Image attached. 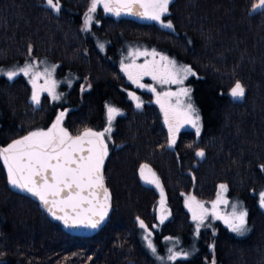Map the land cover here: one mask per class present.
Here are the masks:
<instances>
[{"label": "trees", "instance_id": "16d2710c", "mask_svg": "<svg viewBox=\"0 0 264 264\" xmlns=\"http://www.w3.org/2000/svg\"><path fill=\"white\" fill-rule=\"evenodd\" d=\"M59 2L61 11L55 13L44 0H0V68H16L33 55L53 61L58 76L77 77L63 103L36 107L26 77L9 81L0 75V146L48 126L59 109L66 111L71 134L103 128L106 106L122 110L104 163L112 210L98 233L76 236L39 201L11 187L0 162V264H158L137 221L149 227L158 223L159 196L141 181L143 163L158 174L172 208L166 223H158L153 238L158 250L171 242L166 237L186 247L195 242L183 193L209 200L226 182L228 197L248 211L250 231L243 237L218 224L215 235L201 231L196 252L168 264H264L258 198L264 188V9L253 11L259 0H172L164 19L173 29L99 11L93 24L98 38L83 31L91 0ZM126 41L155 47L193 68L196 75L187 84L200 113L199 137L185 129L169 148L168 130L151 95L142 91L143 107H135L128 93L140 90L114 59ZM236 81L245 88L240 100L229 95ZM84 83L88 87L81 93ZM199 150L203 158L195 155Z\"/></svg>", "mask_w": 264, "mask_h": 264}, {"label": "snow or ice", "instance_id": "6c2138e0", "mask_svg": "<svg viewBox=\"0 0 264 264\" xmlns=\"http://www.w3.org/2000/svg\"><path fill=\"white\" fill-rule=\"evenodd\" d=\"M49 9L55 13L61 11L59 0H44ZM172 0H91L90 7L84 16L83 31H88L92 25L93 14L97 7H103L105 13L114 16L129 15L143 20L154 21L160 27L173 29L170 20H165L169 14V5ZM264 9V0L254 5L253 11ZM99 48L103 50L104 45ZM31 53V48H29ZM145 57L142 64H137L136 59ZM129 63L121 61V71L128 80L138 88H146L156 96L155 102L160 106L164 115V123L168 128V147L176 145L177 135L185 125L195 129L199 137L201 132L200 114L192 102L191 89L184 87V81L196 73L190 66L179 65L174 59L158 53L155 49H135L129 52ZM151 57V59H147ZM159 57V59H157ZM125 59H128L126 57ZM57 66L44 67L39 70L36 61L26 62L23 67L5 70L0 68V75L6 76L9 81L23 75L28 78L32 86L31 103L39 107L41 94L47 93L52 101L62 99V93L57 92L60 82L54 78ZM144 76H149L162 88L165 85H178L176 91L167 90L157 92L152 85L141 83ZM43 79L44 83L38 81ZM69 86L71 83L69 82ZM81 91H84L82 88ZM129 98L135 101V107L140 109L143 102L133 92L128 93ZM229 95L233 100L243 99L245 88L236 81ZM107 127L103 131H93L85 128L81 133L72 135L63 126L66 111H61L55 121L47 130H34L27 135L13 140L7 146L0 147V162H2L7 174L9 185L21 192L29 193L36 197L47 212L56 220L62 221L65 227H84L97 229L105 221L111 207V194L105 186L104 162L108 156V144L106 138L111 139L112 123L117 116L122 115L120 109L114 106H106ZM203 158L205 153L199 150L195 153ZM146 171L148 175H146ZM264 171V165L261 166ZM141 179L154 185L160 191V223L163 224L170 213L165 207L163 187L159 177L151 170L148 164H142L139 169ZM228 186L219 185L217 197L211 202V209L197 201L195 196H189L185 200V206L192 213L193 221H196V232L199 234L202 226L208 227L205 221L220 220L227 229L237 236L246 235L248 227V211L239 204H232L231 211L222 213L220 205H228L225 197ZM259 206L264 209V192L260 193ZM139 227L144 230L146 246L156 255L157 249L152 242V233L143 220L137 217ZM153 227H156L153 225ZM165 240L173 241L172 237ZM174 245L178 241L173 242ZM167 261L175 262L178 259H186L188 252L168 248ZM162 262L164 257H157ZM215 264V260H213Z\"/></svg>", "mask_w": 264, "mask_h": 264}, {"label": "rangeland", "instance_id": "374dc122", "mask_svg": "<svg viewBox=\"0 0 264 264\" xmlns=\"http://www.w3.org/2000/svg\"><path fill=\"white\" fill-rule=\"evenodd\" d=\"M259 2H260V0H259ZM259 2H257V3H255V5H257ZM102 12V13H104V14H106V15H110V16H114V15H112L111 13H105L104 12V10H103V7H102V5L101 6H98L97 7V10H96V12ZM96 12L93 14V21H92V25H91V27H90V29L88 30V31H86L89 35H94V36H96L97 38H98V35L95 33V31H94V25L93 24H97V22H96ZM127 16V15H126ZM129 17H132V16H129ZM132 18H134V19H136L135 17H132ZM138 20H140V21H143V22H153V23H156V22H154V21H149V20H143V19H140V18H137ZM157 24V23H156ZM158 25V24H157ZM167 29V28H166ZM99 43V45L100 44H102L101 42H98ZM135 49H140V50H144V49H147L148 51H151V50H153V49H155L158 53H161V54H163V55H166V56H168L170 59H174L179 65H187V66H190L189 64H187V63H183V62H179V61H177L175 58H173V57H171V56H169V55H167V54H165L163 51H161V50H157L155 47H150V46H147L146 44H144V43H142V42H139V41H126V42H124V46H120V47H118L117 49H116V57L114 58L115 59V62L117 63V65L120 67L121 66V61H124V63H129L130 62V60H131V58L129 57V52H131V51H133V50H135ZM107 50H106V47H105V45H104V48H103V50H102V52L103 53H105ZM126 57H128V59H125ZM147 59H151V57H148ZM157 59H159V57H157ZM144 60H145V57H143V56H141V57H139V58H137L136 59V63L137 64H142L143 62H144ZM32 61H36L37 63H38V66H39V70L40 71H42L43 70V68L44 67H51V66H53V65H56L53 61H49L48 59H44V58H37V57H35V56H33V55H29L28 56V58L26 59V61L23 63V64H20V65H18V67H16V68H19V67H23L24 65H25V63L26 62H32ZM57 66V65H56ZM191 67V66H190ZM121 68V67H120ZM11 69H13V68H8V69H5V70H11ZM192 70H193V68H192ZM194 71V70H193ZM123 74L125 75V73L123 72ZM125 77L127 78V76L125 75ZM190 77H192V76H189L188 77V79L190 78ZM54 78L58 81V82H60L59 83V85H58V87H57V92L58 93H62V99L61 100H59V101H52L51 100V98L48 96V94L47 93H42L41 94V104H40V106L42 105V103L44 102V101H47V103H49L50 105H53V104H61V103H63V99L65 98V96H67L68 95V93H69V90H71V88H73V86H74V84L76 83V79H77V77H73V78H68V77H65L64 75H62V76H58V73H57V68H56V71H55V73H54ZM27 80H28V78H26ZM187 79V80H188ZM187 80H185L184 81V87H188V88H190L191 89V87L187 84ZM129 81V80H128ZM69 82L71 83V86H69ZM131 84H132V86L134 87V88H136V90H140V92H137V91H134V90H131V91H129V92H133V93H135L137 96H139L140 97V99H141V101L142 102H144V97H143V95L141 94V92L143 91V92H146L147 94H149V95H151V97L153 98V101L155 102V100H156V96H155V94L154 93H152V92H150V91H148L146 88H138L135 84H133L131 81H129ZM38 83L39 84H43L44 83V81H43V79H41V80H39L38 81ZM78 83V82H77ZM141 83H143V84H145V85H152V86H154L155 88H156V90H157V92H163V91H167V90H172V91H176L177 90V88L179 87L178 85H175V84H172V85H165L163 88L159 85V84H157L156 82H154L152 79H151V77H149V76H144L143 77V79L141 80ZM30 86H31V84H30ZM88 87V85L87 84H82L81 86H80V88H79V90L81 91V89L83 88L84 89V91H81V93H83V92H85V89ZM192 90V89H191ZM31 92H32V86H31ZM192 92V91H191ZM229 93H230V91H229ZM129 96V95H128ZM191 96H192V94H191ZM134 102V104H135V101H133ZM192 102H193V104H194V106L196 107V105H195V102H194V100H193V96H192ZM155 104L158 106V108L160 109V106L155 102ZM197 108V107H196ZM198 109V108H197ZM59 110H61V109H59ZM57 111L56 112V115L53 117V119H52V121L49 123V125L48 126H43V127H41V126H39V127H35V128H33L31 131H34V130H47L49 127H51V124L55 121V118H56V116L59 114V112H61V111ZM121 111V113H123V111L122 110H120ZM160 111H161V109H160ZM200 114V113H199ZM161 115H162V119H163V121H164V115H163V113L161 112ZM118 117V116H117ZM116 117V118H117ZM65 119H66V115H65V117H64V120H63V126L68 130V128H67V126L64 124V121H65ZM106 123H105V126L103 127V128H101V129H97V132H99V131H103L108 125H107V116H106V121H105ZM114 121H113V123H112V132H111V139H107L106 138V143L108 144V151H109V148H110V145H111V143H112V138H113V130H114ZM165 124V123H164ZM200 124H201V126H202V122H201V119H200ZM165 127H166V130H168V128H167V125L165 124ZM191 130V131H194L195 132V129H193V128H191L190 126H188V125H185L184 127H182L181 129H180V132L181 131H183V130ZM31 131H29V132H31ZM69 131V130H68ZM28 132V133H29ZM70 132V131H69ZM179 132V133H180ZM28 133H26L25 135H27ZM71 134V133H70ZM25 135H23V136H25ZM72 135H76V134H72ZM178 136V135H177ZM22 137V136H21ZM20 138V137H19ZM16 139H18V138H16ZM15 140V139H14ZM13 141V140H12ZM11 141V142H12ZM10 142V143H11ZM9 144V143H8ZM4 146H7V144L6 145H4ZM3 146V147H4ZM143 164H146V163H143ZM149 165V167L151 168V170L153 171V172H155V170L152 168V166L150 165V164H148ZM155 174H156V172H155ZM139 175H140V172H139ZM146 175H148V173H147V171H146ZM156 176H158V174H156ZM159 177V176H158ZM140 178H141V176H140ZM159 180H160V178H159ZM141 181L144 183V184H146V185H150V186H152L153 188H155L156 189V191H157V193H158V196H159V198H158V201H157V203H156V206L159 204V202H160V200H161V195H160V191H159V189H157L154 185H151V184H147V183H145L142 179H141ZM160 183H161V181H160ZM220 184H226L227 185V183L226 182H220L219 183V185ZM162 185V184H161ZM219 185H218V187H217V190H216V194L214 195V197L213 198H211V199H209V200H206V199H202V198H199V197H196L194 194H191V193H189V192H187V193H183V195H184V197H183V200H182V202H183V205H184V207H185V209H186V211H187V213L189 214V216H190V218H191V220H192V222H193V227H194V233H193V236H192V238H193V241H195L194 243H190L189 244V246L188 247H186V246H184V245H182V241L180 242L179 240H178V244H175L174 245V240L173 241H171L169 244H167V247H165V248H159V250L157 249V245H156V243H155V241H154V235H155V233H156V231L157 230H159V228H158V223H156V227H149L148 226V228H149V230L151 231V233H152V236H151V239H152V242H153V244L155 245V247H156V249H157V252H156V255H154V258H155V260L157 261V263L158 264H168V262H171V261H167L166 260V257H167V255L169 254L168 253V248H171V247H175V250H178V251H180V250H182V251H185V252H188L189 253V255L187 256V257H189L190 256V254H192V253H194V252H196L199 248H197V245H196V242H197V240L200 238V233H201V231H203V230H205L204 231V233L206 232H214V235L216 234V228L218 227L217 225L219 224V225H223L224 227H226L225 225H224V223L222 222V221H220V220H212L211 219V217H209V220L208 221H205V224H209L210 223V225L211 226H208V227H205V226H202L201 228H200V231H199V234H197V232H196V221H193V219H192V213L188 210V208L185 206V200H186V198L187 197H189V196H195L196 197V199H197V201H200V202H202L203 204H204V206L206 207V208H209V209H211V202L212 201H214L215 199H216V197H217V192L219 191ZM228 186V185H227ZM162 187H163V185H162ZM163 191H164V188H163ZM228 191V190H227ZM261 192H264V188H263V190H261ZM260 192V193H261ZM260 193L258 194V198H259V196H260ZM164 197H165V203H168V201H167V196L165 195V192H164ZM225 197H226V199L228 200V205L226 206V205H220V211L222 212V213H228V212H230L231 211V205L232 204H239L240 206H242L243 208H245L246 209V207H245V205H244V203H242L240 200H237V199H230L229 197H228V193H226L225 194ZM156 210H157V208H156ZM263 210V212H264V209H262ZM227 228V227H226ZM139 229H140V235H141V238H142V240H144V235H145V233H144V230L143 229H141L140 227H139ZM232 233V232H231ZM236 235V234H235ZM237 236V235H236ZM240 237H243V236H240ZM195 238H196V240H195ZM145 241V240H144ZM175 241H177V240H175ZM146 243V242H145ZM207 244L209 245V243L207 242ZM150 250V249H149ZM153 254V253H152ZM157 257H164L165 258V261H161V260H159V259H157ZM209 259V258H208ZM209 264H213V260H212V262L211 261H209Z\"/></svg>", "mask_w": 264, "mask_h": 264}, {"label": "water", "instance_id": "95a60500", "mask_svg": "<svg viewBox=\"0 0 264 264\" xmlns=\"http://www.w3.org/2000/svg\"><path fill=\"white\" fill-rule=\"evenodd\" d=\"M260 3V2H259ZM258 3V4H259ZM121 16H125V15H121ZM127 16H129V15H127ZM132 17H134V16H132ZM136 18V17H135ZM138 18V17H137ZM77 135V134H76ZM0 147H3V146H0ZM105 163V162H104ZM105 166V165H104ZM29 194V193H28ZM30 195V194H29ZM31 196V195H30ZM33 197V196H32ZM34 199H36L37 201H39L36 197H33ZM40 202V201H39ZM157 207V210H156V217H157V221H158V223L160 224V225H163L164 223H166V221L170 218V216H171V213H172V208H171V206H169L167 203H165V207L167 208V210H168V212L170 213V215H168V217H167V219L164 221V223L163 224H161L160 223V219H159V217H160V215H161V212H160V203L156 206ZM44 208V207H43ZM45 209V208H44ZM111 207H110V209H109V212H108V216H109V214H110V212H111ZM45 211H47L46 209H45ZM51 216V215H50ZM108 216L106 217V219H105V221L100 225V227L99 228H97V229H91V228H84V227H65L64 226V224H63V222L62 221H59V220H56V219H54L52 216V218L54 219V221H56V222H60L68 231H70V232H72L74 235H76V236H84V237H89V236H91V235H93V234H96V233H98L99 232V230L102 228V226H104L105 224H106V222H107V218H108Z\"/></svg>", "mask_w": 264, "mask_h": 264}]
</instances>
